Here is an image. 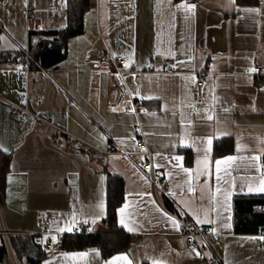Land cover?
Returning <instances> with one entry per match:
<instances>
[{
  "label": "crops",
  "instance_id": "0c3cea01",
  "mask_svg": "<svg viewBox=\"0 0 264 264\" xmlns=\"http://www.w3.org/2000/svg\"><path fill=\"white\" fill-rule=\"evenodd\" d=\"M82 19V33L65 39L62 60L43 67L31 58L26 67L19 63L25 49L33 57L37 43L52 42L51 33L66 28L67 0H0V146L10 156L3 228L35 236L37 217L48 220L53 247L41 244L39 264H104L122 255L131 264H207L162 215H170L164 197L138 168L139 124L156 173L167 179L164 192L189 221L216 235L206 240L209 254L221 264H264V229L236 231L233 206L236 196L264 197V77L248 71L264 66V0H87ZM106 50L130 65L123 67L125 86L143 105L136 116L109 108L117 76L91 63ZM209 137L215 138L205 161ZM182 151L192 154L190 165ZM228 156L235 159L217 173L215 162ZM108 174L123 181L116 215L132 236L129 251L104 260L95 247L60 249L57 237L81 226L106 232ZM194 214L206 222L197 224ZM80 253L87 255H74Z\"/></svg>",
  "mask_w": 264,
  "mask_h": 264
},
{
  "label": "trees",
  "instance_id": "16d2710c",
  "mask_svg": "<svg viewBox=\"0 0 264 264\" xmlns=\"http://www.w3.org/2000/svg\"><path fill=\"white\" fill-rule=\"evenodd\" d=\"M86 8L87 0H67L66 28L62 31L51 33L55 37L52 42L40 41L32 48L31 53L33 57L31 58L35 63L47 67L63 59L65 39L78 36L83 31L82 17ZM182 153L185 154V163L190 165L192 154L188 151H182ZM9 161L10 156L0 151V205L3 204L5 175L9 170ZM107 178L106 215L102 220L106 232L98 234L82 230L78 234H65L58 242L60 249L78 251L88 247H95L99 250L101 258L104 260L129 251L132 236L118 225L116 215L118 208L124 201L123 181L119 177L110 174H108ZM163 203L167 209L173 210L167 199L163 198ZM263 205L264 197H234L233 206L236 231L244 234H256L260 230H263L264 209L257 210ZM9 242L18 264H23L22 260H25L26 264H39L44 256L41 244L36 242L35 236L9 235ZM207 251H209L208 248ZM0 264H12L4 245L0 247ZM141 264L147 263L142 262Z\"/></svg>",
  "mask_w": 264,
  "mask_h": 264
},
{
  "label": "built area",
  "instance_id": "2783aa9c",
  "mask_svg": "<svg viewBox=\"0 0 264 264\" xmlns=\"http://www.w3.org/2000/svg\"><path fill=\"white\" fill-rule=\"evenodd\" d=\"M25 13L27 16L32 14V10L30 8L25 9ZM31 57L27 49L23 51V54L19 57V63L22 66H28ZM92 64L99 70V72L107 75H116L117 80L115 82L110 83V88L113 91L112 94V104L110 105V109L114 112L127 113L136 116L140 111L143 110V105L140 101H136L128 92L125 86V76L127 72L123 69L125 61L123 58L119 56L113 55L110 51L106 50L105 52L97 55L95 59L91 61ZM258 71L252 72L253 76L264 77V66L257 65L254 67ZM204 83V78L202 76L197 79V86L201 87ZM34 104H38L39 101H33ZM19 109L14 108L11 111V115L16 116L19 113ZM22 112L29 113L28 109H23ZM62 131H58L55 136V141L57 143L62 142L61 138ZM135 135H136V146L140 151V155L143 157V161L138 166V168L147 173L150 179L151 187L153 193L157 196L159 194L161 197H164L168 200V202L172 206V211L167 209V212L174 217L183 231L184 243L186 247L191 251H196L200 253L201 258L207 264H220L216 259H214L207 251L206 240L209 238L216 237V235L211 231V229L207 226L196 225L189 221L184 214V212L177 206L172 203L170 197L164 192L165 187L167 186V179L162 175H158L155 171L153 163L151 161L150 155L147 151L146 143L144 141L143 133L139 124L135 127ZM68 140L73 142L74 139L72 137H68ZM123 155H126L124 152H121ZM264 171V170H263ZM263 208V207H260ZM37 224L39 228V232L35 234L36 242L38 244H44L45 249H51L53 247L50 237V222L42 217H37ZM82 226L78 229L74 230L72 234H78L82 232ZM63 235H59L57 237L58 242L61 240ZM261 237H264V230L260 233ZM47 238V240H45ZM220 241H222V237H218ZM5 246L11 263L18 264L9 242V233L3 228L0 220V247Z\"/></svg>",
  "mask_w": 264,
  "mask_h": 264
},
{
  "label": "snow or ice",
  "instance_id": "6c2138e0",
  "mask_svg": "<svg viewBox=\"0 0 264 264\" xmlns=\"http://www.w3.org/2000/svg\"><path fill=\"white\" fill-rule=\"evenodd\" d=\"M179 7L181 8H185L187 11L191 12L194 8L195 5L190 4V3H182L181 5H179ZM244 11L249 12V13H257L259 14V9H245ZM190 62V61H189ZM183 63V62H182ZM150 66V65H149ZM130 65L129 64H125V68H129ZM249 72H255L258 71L255 68H249L248 69ZM195 77H193L194 79ZM144 99H154L156 97L153 96H145L142 97ZM213 99L215 100L216 98L213 97ZM207 119L212 120L213 116L212 115H208ZM215 137H209L206 141L207 143V147L205 148V161L207 160V156L209 153L212 152V147H213V139ZM239 150V148H238ZM0 151H5L7 152L6 148H3L2 146H0ZM174 159H176L177 161H180L182 159V157L180 156H175ZM233 159H235L233 156H228L225 158L224 161L221 160H217L216 163V167H217V173H219L220 171V165L221 163H226L227 161H232ZM253 160L259 161L260 160V156H254L252 157ZM199 163V162H198ZM260 170V169H258ZM186 172H190L189 169H185ZM261 176L264 177V171L261 172ZM217 179H219V176H217ZM251 190V189H250ZM217 191L219 192L220 190L217 189ZM259 191L264 192V178L261 179L260 181V188ZM231 193L226 194L225 199H230ZM125 207H127V205H125ZM120 211H123V209H121ZM162 215H165L167 220L171 222V224L176 228L177 231L180 230V224L178 223V221L172 217L171 215H167L166 213H162ZM194 220L196 221L197 224H203L206 222V218L202 219L200 215L198 214H194L193 216ZM95 222V221H93ZM122 226L127 227V225L124 224L123 220L121 221ZM129 231H131V229H128ZM61 231H71V227L65 228V229H61ZM260 239L264 240V237H261ZM45 240H47V238H45ZM52 242L55 243V237H52ZM95 251V250H94ZM97 256H99V252H96ZM74 255H87L86 253H80V254H74ZM197 256H200L199 252H196ZM118 261H124L125 264H131V261L128 260L126 255H122V256H117V257H113L110 261H105L104 264H117ZM152 264H161L160 261H153Z\"/></svg>",
  "mask_w": 264,
  "mask_h": 264
}]
</instances>
